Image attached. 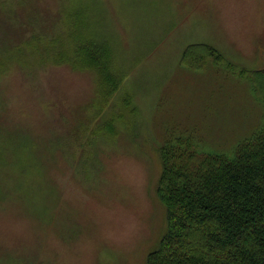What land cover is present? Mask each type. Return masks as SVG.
I'll list each match as a JSON object with an SVG mask.
<instances>
[{
  "label": "rangeland",
  "instance_id": "obj_1",
  "mask_svg": "<svg viewBox=\"0 0 264 264\" xmlns=\"http://www.w3.org/2000/svg\"><path fill=\"white\" fill-rule=\"evenodd\" d=\"M109 1L99 41L125 79L104 109L91 70L13 62L14 21L0 15V264H35L37 250L44 253L36 239V138L44 147L60 131L81 132L77 160L54 161L59 204L46 235L52 254L42 260L146 264L167 231L156 150L170 136L192 137L199 149L232 155L264 128V104L242 75L264 69V0ZM9 6L25 9L0 0V9ZM193 43L216 47L228 63L189 69L181 58ZM121 97L133 102L123 107Z\"/></svg>",
  "mask_w": 264,
  "mask_h": 264
},
{
  "label": "trees",
  "instance_id": "obj_2",
  "mask_svg": "<svg viewBox=\"0 0 264 264\" xmlns=\"http://www.w3.org/2000/svg\"><path fill=\"white\" fill-rule=\"evenodd\" d=\"M13 1L24 5L23 12L11 6L0 9L3 18L14 21L17 57L13 62L25 67L23 61L31 57L29 64L34 63L36 69L69 64V68L91 70L102 100L98 108L115 103L125 74L115 68L112 50H104L98 32L101 7L111 12L112 3ZM212 61L221 66L228 63L216 47L205 43L189 44L181 58V64L192 70H202ZM242 75L250 79L264 104V69ZM132 102V97L118 101L123 107ZM57 136L45 140L44 147L41 138H36V239L41 236L45 249L44 253L37 250L35 264H46L42 258L52 254L46 235L55 221L52 209L59 204L54 161L77 160L73 151L81 132L60 131ZM203 148L192 137L170 136L156 150L162 169L155 194L166 210L167 231L147 255L146 264H264V128L239 144L232 155ZM62 219L58 218V229Z\"/></svg>",
  "mask_w": 264,
  "mask_h": 264
}]
</instances>
